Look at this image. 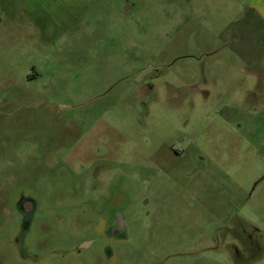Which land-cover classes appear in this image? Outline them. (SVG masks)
<instances>
[{
  "label": "rangeland",
  "instance_id": "1",
  "mask_svg": "<svg viewBox=\"0 0 264 264\" xmlns=\"http://www.w3.org/2000/svg\"><path fill=\"white\" fill-rule=\"evenodd\" d=\"M245 6L0 0V201L37 203L24 233L0 212V264H264V27Z\"/></svg>",
  "mask_w": 264,
  "mask_h": 264
},
{
  "label": "flooded vegetation",
  "instance_id": "2",
  "mask_svg": "<svg viewBox=\"0 0 264 264\" xmlns=\"http://www.w3.org/2000/svg\"><path fill=\"white\" fill-rule=\"evenodd\" d=\"M262 83L256 81L257 85L261 86L264 89V71ZM249 73H253V71H249ZM256 78L259 80V76L256 75ZM14 180L13 176L10 178V182ZM15 181V180H14ZM7 203L4 201H0V212L5 214L12 215H19L21 220V230L22 233L26 232L31 224L33 215L37 209V203L33 201L30 197L26 196L24 193L19 192L16 194L15 199L12 203L6 205ZM113 217H114V226L109 228V232L113 236L121 235L123 231H125V224H124V217L121 213L116 210H113ZM93 240H83L78 244V248L80 250L88 249L93 245Z\"/></svg>",
  "mask_w": 264,
  "mask_h": 264
},
{
  "label": "crops",
  "instance_id": "3",
  "mask_svg": "<svg viewBox=\"0 0 264 264\" xmlns=\"http://www.w3.org/2000/svg\"><path fill=\"white\" fill-rule=\"evenodd\" d=\"M245 11L254 15L264 27V0H246Z\"/></svg>",
  "mask_w": 264,
  "mask_h": 264
}]
</instances>
